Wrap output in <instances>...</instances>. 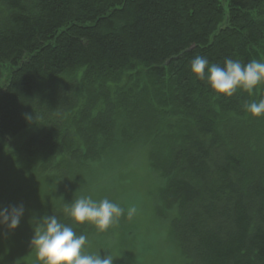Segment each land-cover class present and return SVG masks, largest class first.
<instances>
[{"label":"trees","instance_id":"16d2710c","mask_svg":"<svg viewBox=\"0 0 264 264\" xmlns=\"http://www.w3.org/2000/svg\"><path fill=\"white\" fill-rule=\"evenodd\" d=\"M198 55L263 59L264 0H0V168L15 153L12 180L55 214L63 181L92 183L115 135L174 117L160 194L183 264H264V165L222 125L249 96L216 98L188 70ZM4 232L0 264L29 261Z\"/></svg>","mask_w":264,"mask_h":264},{"label":"rangeland","instance_id":"374dc122","mask_svg":"<svg viewBox=\"0 0 264 264\" xmlns=\"http://www.w3.org/2000/svg\"><path fill=\"white\" fill-rule=\"evenodd\" d=\"M248 96L249 102L258 100L264 96V86L258 87L253 95ZM175 125L179 126V122L174 117H160L159 129L154 135L136 132L133 135L135 141L131 143L124 142L121 134L115 135L105 158L90 165L92 170L89 174L94 178L92 183L84 179L78 184L71 179L73 183L67 185L63 181L59 193L62 206L70 204L81 195H90L95 200L107 197L126 210L131 207L136 209L131 218L125 213L118 223L103 232H97L87 223L76 226L78 232L88 236L86 252L99 251L102 257L107 253L111 254L115 259L113 264H183L179 245L171 230V219L175 212L164 209L160 194L166 183L165 173L160 169L161 162L167 158L169 141H173V135L179 130L174 128ZM222 125L241 129L238 132L245 139V148L264 165V117L251 118L244 111L242 116L230 114L223 120ZM8 157L10 162H4L6 166L0 168V207L23 204L25 212L14 231H19L24 236L25 250L32 260L31 264H37V257L30 246L33 234H28L29 229L37 215H47L46 212L51 213L53 209L41 211L39 203H45L44 197L35 196L26 188L28 184L12 180L18 169L16 166L20 163L15 153ZM51 199L49 202L55 204ZM55 215L63 216L64 207L57 210ZM4 231H7L6 226H0V237L6 235ZM11 246L12 244L7 246L2 242L0 249L4 251L12 248ZM11 251L12 254L15 250ZM15 252L16 261L18 258ZM29 261L20 264H29Z\"/></svg>","mask_w":264,"mask_h":264},{"label":"clouds","instance_id":"9594fccd","mask_svg":"<svg viewBox=\"0 0 264 264\" xmlns=\"http://www.w3.org/2000/svg\"><path fill=\"white\" fill-rule=\"evenodd\" d=\"M188 70L195 80L203 81L216 98H230L238 90L253 95L258 87L264 86V61L257 59L245 64L228 57L221 64L198 55L191 60ZM243 109L251 118L264 117V96L245 101ZM24 212L23 204L0 207V226L14 231ZM135 212L134 207L126 210L107 197L95 200L90 195H81L70 204H64V215L70 223L55 214L33 219L31 249L40 264H113L115 259L111 254L102 257L99 251H85L88 236L78 232L76 226L87 223L97 232H103L118 223L125 213L131 218Z\"/></svg>","mask_w":264,"mask_h":264}]
</instances>
